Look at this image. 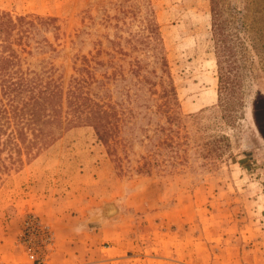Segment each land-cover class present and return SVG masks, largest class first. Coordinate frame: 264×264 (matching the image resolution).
I'll use <instances>...</instances> for the list:
<instances>
[{"label":"rangeland","instance_id":"rangeland-1","mask_svg":"<svg viewBox=\"0 0 264 264\" xmlns=\"http://www.w3.org/2000/svg\"><path fill=\"white\" fill-rule=\"evenodd\" d=\"M0 11L24 17L0 30V57L57 90L66 118L45 143L0 149V264H264V0ZM72 89L113 104V137L65 126Z\"/></svg>","mask_w":264,"mask_h":264},{"label":"trees","instance_id":"trees-1","mask_svg":"<svg viewBox=\"0 0 264 264\" xmlns=\"http://www.w3.org/2000/svg\"><path fill=\"white\" fill-rule=\"evenodd\" d=\"M234 11L238 16L235 20L234 34L238 44L245 47L248 37L242 32L245 27L241 11L235 8ZM23 20L24 17L18 16L13 19L9 14L0 11V30L5 32L3 36L5 40L10 31ZM25 28L22 32L27 34L28 30ZM11 62L10 56L0 57V72H6V78L0 85V149L11 143L14 150L19 153L20 143L25 149H29L37 141L45 143L46 137L53 138L55 131L61 129L66 118L60 114L62 100L59 92L50 89L46 82L41 84L27 76L25 72L15 74L11 71ZM218 81L220 93L223 86L221 74ZM22 92L28 94L20 96ZM67 104L71 116L67 118L65 126L87 121L93 124L98 137L103 141L116 133L119 116L113 104L100 103L73 89L70 91Z\"/></svg>","mask_w":264,"mask_h":264}]
</instances>
